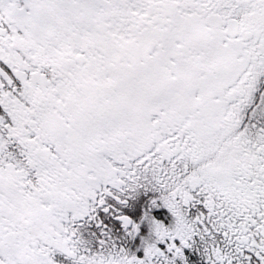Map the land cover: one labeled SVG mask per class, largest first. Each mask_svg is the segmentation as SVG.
Returning a JSON list of instances; mask_svg holds the SVG:
<instances>
[{
	"label": "snow or ice",
	"instance_id": "1",
	"mask_svg": "<svg viewBox=\"0 0 264 264\" xmlns=\"http://www.w3.org/2000/svg\"><path fill=\"white\" fill-rule=\"evenodd\" d=\"M0 264H264V0H0Z\"/></svg>",
	"mask_w": 264,
	"mask_h": 264
}]
</instances>
